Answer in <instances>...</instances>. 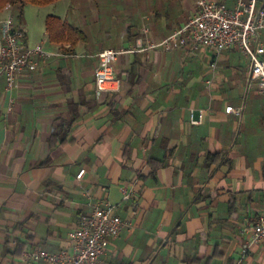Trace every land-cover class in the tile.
<instances>
[{"label": "crops", "instance_id": "obj_1", "mask_svg": "<svg viewBox=\"0 0 264 264\" xmlns=\"http://www.w3.org/2000/svg\"><path fill=\"white\" fill-rule=\"evenodd\" d=\"M65 1L38 28L20 24L24 48L55 55L11 93L0 79V264L69 249V234L105 201L130 226L102 264H264V243L248 248L264 205V97L255 86L244 104L245 56H222L210 92L211 52L149 48L183 23L159 32L141 16L140 30L131 23L105 47L90 43L70 14L79 8ZM49 16L71 28V40H51ZM105 49L126 51L116 65L123 89L99 97ZM228 107H243V117ZM57 118L72 124L64 144L51 143ZM126 187L134 188L129 201Z\"/></svg>", "mask_w": 264, "mask_h": 264}, {"label": "built area", "instance_id": "obj_2", "mask_svg": "<svg viewBox=\"0 0 264 264\" xmlns=\"http://www.w3.org/2000/svg\"><path fill=\"white\" fill-rule=\"evenodd\" d=\"M232 9L227 0H200L197 11L181 27L159 44L149 48L166 51L204 48L211 52L209 76L206 81L212 92L221 69L222 56L238 52L245 56L248 68L245 74V100L251 90L259 87L264 97V0H235ZM0 79L7 82L12 92L18 78L26 72H37L53 55L43 45L24 48L26 31L17 25L13 16L0 21ZM145 32H148L145 30ZM141 49V45L139 46ZM126 51L105 49L98 54L99 64L95 72L96 92L99 97L119 95L123 82L117 76L116 65ZM228 114L243 117L244 108H227ZM194 123L198 120L193 119ZM85 170L78 179H82ZM134 196V188H124V201ZM91 206V205H90ZM93 212L84 216L77 229L69 234L70 248L59 253L34 250L25 253V263L45 264H102L111 242L130 226L119 214V205L102 202L92 206ZM253 244L264 243V205L259 218L251 227ZM247 249L245 250V252ZM239 264V263H238Z\"/></svg>", "mask_w": 264, "mask_h": 264}, {"label": "rangeland", "instance_id": "obj_3", "mask_svg": "<svg viewBox=\"0 0 264 264\" xmlns=\"http://www.w3.org/2000/svg\"><path fill=\"white\" fill-rule=\"evenodd\" d=\"M200 0H72V6L79 8L73 14V21L80 28L88 29L90 43L112 45L123 40L125 26L135 24L140 30V17L152 18L157 30L172 32L182 23L187 22L197 11ZM69 1L61 0L57 4L37 6L28 4L24 8L23 21L27 27L36 29L40 26L42 16L64 10ZM229 8L236 6L235 0H227ZM81 8V9H80ZM73 11V10H72ZM1 18L13 16L17 25L20 12L13 6H7L1 13ZM159 18V19H158ZM21 23L25 24V21ZM167 27V28H165ZM24 28V26H23ZM41 34L44 32H40ZM31 37V34L29 33ZM249 99L245 100L248 103ZM250 102V101H249ZM258 104H264L259 99Z\"/></svg>", "mask_w": 264, "mask_h": 264}, {"label": "trees", "instance_id": "obj_4", "mask_svg": "<svg viewBox=\"0 0 264 264\" xmlns=\"http://www.w3.org/2000/svg\"><path fill=\"white\" fill-rule=\"evenodd\" d=\"M58 0H0V13L9 5L13 6L15 10L20 12V18L18 23L21 24L23 21L24 8L28 4L37 6H47L54 4ZM181 27V26H180ZM47 32L53 41H64L67 34L68 39L71 40L73 37L72 30L68 25L62 24L61 20L55 16H49L46 22ZM72 124L66 122L63 118H57L55 121L54 132L51 137V143H61L67 142V136L71 131Z\"/></svg>", "mask_w": 264, "mask_h": 264}]
</instances>
